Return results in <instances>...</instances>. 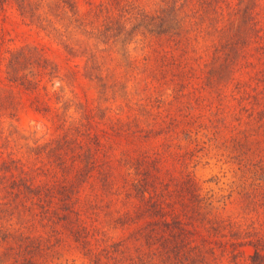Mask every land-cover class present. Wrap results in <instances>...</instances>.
I'll use <instances>...</instances> for the list:
<instances>
[{"label":"rangeland","instance_id":"rangeland-1","mask_svg":"<svg viewBox=\"0 0 264 264\" xmlns=\"http://www.w3.org/2000/svg\"><path fill=\"white\" fill-rule=\"evenodd\" d=\"M107 1L77 0V7L83 11L89 4ZM173 1L140 0V5L153 12ZM1 27L10 44L36 43L56 64V77L47 87L57 91L49 102L62 124L56 120L51 125L40 117L21 94L14 109L17 118H1L0 163L10 158H30L29 163H42L45 168L34 175L38 180L75 184L73 174L83 159L66 160L70 166L65 169L46 150L36 160L32 147L37 142L65 136L71 148L68 152H76L77 147H72L70 140L75 143L84 137L76 126L83 127L87 116L90 133L104 145L98 149V156L102 152L107 159L128 155L125 162L138 158L150 172L175 184L180 198L171 197L172 209L168 212L183 223L185 233L180 240L175 239L180 245L167 252L156 242L145 243L140 228L144 219L117 222L123 209L140 200L124 188L120 176L125 166H115L114 159L108 168L98 173L91 171L78 189L74 187L67 205L72 212L67 217L63 216L69 211L63 209V200H59L56 191L45 196L43 210L30 203L35 202L34 198L19 192L10 201L9 214L0 212V225L9 233L0 239V264H24L27 240H20V234L39 241L38 247L32 249V264H91L80 240L98 250L104 264H202L201 257L209 264L245 263L251 251L248 240L253 234H264V199L259 196L264 189V172L253 174L248 166L255 155H264V132L244 123L233 126L230 116L223 126L212 121L205 105L198 106L201 98L204 103L214 102L217 92L238 75L235 65L229 70L220 65L219 59L211 58L209 44L214 40L213 34L202 31V38L193 43V53L200 58L191 67L186 60V45L172 49L164 41H150L147 45L149 37L139 34L133 35L130 42L114 43L101 51L90 39L72 36L68 50L40 28L22 22L8 4L0 11ZM87 57L92 60L86 61ZM209 69L218 75L207 86L205 76ZM84 102L90 107L89 112L85 111ZM0 112L6 115L8 110L1 108ZM203 125L207 133L201 129ZM9 166L10 170L0 169V176H4L0 178V195H5L2 200L10 198L5 177L12 169L17 174L16 167ZM183 176L189 178V186L179 188ZM170 213L168 220L172 218ZM71 228L77 229L78 239ZM221 240L227 249L224 253L218 247ZM231 249L241 250L235 261Z\"/></svg>","mask_w":264,"mask_h":264},{"label":"trees","instance_id":"trees-1","mask_svg":"<svg viewBox=\"0 0 264 264\" xmlns=\"http://www.w3.org/2000/svg\"><path fill=\"white\" fill-rule=\"evenodd\" d=\"M162 1L167 2V0ZM179 1L175 3L174 0L150 12L140 5V0H108L104 4H89L83 11L78 9L77 0H0V11H4L7 4L11 5L22 22L40 28L68 50L71 49L68 42L72 36H83L86 40L90 39L97 51L109 48L114 43L130 42L136 34L149 37L147 45L164 41L168 46H172V49L179 44H184L183 48L186 45V60L191 67L197 65L198 58H200L193 53L195 51L192 48L193 43L197 42L198 38H202L200 36L202 31L209 35L213 34L214 40L209 44L211 58L219 59L220 65H224L229 70H232L235 65L238 75L237 77L232 76L230 79L233 81L230 85L223 86L222 90L217 92L214 102L207 100L204 103L201 98L198 106L205 105L214 118L211 117L212 121L219 122L223 126H226L225 118L230 116L233 126L244 123L264 132V0ZM9 41L10 38L6 36L4 28L1 27L0 109H7L8 112L6 115L0 112V123L1 118L5 116L11 121L12 118L14 120L17 118L14 109L20 103V95L25 94L28 105L39 113L40 117L55 125L59 116L50 106L49 99L51 95L56 97L57 91L47 86L51 85L53 78L56 77V64L49 60L43 47L36 43L10 44ZM183 48L180 49L183 50ZM87 60L92 59L87 57ZM90 62L92 64L93 61ZM1 66H3L2 72ZM208 72L205 76V84L210 86L211 81L218 74L211 69ZM12 92H15V95ZM83 107L86 112H89L90 107H87L86 102ZM211 118L206 119L211 120ZM58 123L62 124L60 121ZM89 124L90 120L86 116L85 122L82 123L84 128L76 126L84 136L75 143L72 142L74 140H70L72 147L74 145L77 147L76 152H68L71 148L65 136L40 144L37 142L32 147L36 160L40 159L41 153L46 150V153L55 157L56 164L64 166L65 169L70 166L66 160L72 161L74 157L83 159L82 165L73 174L72 181L75 184L68 185L57 179H53L50 184L38 180L34 175L45 168L42 163H29L30 158L16 157L10 158L9 161L3 160L0 163V169L10 170L9 165H13L16 167L14 169H17V174L14 175L12 169L5 177L6 192L10 194V198L2 200L5 195H0V212L9 214L10 201L18 197L19 192L23 196L25 193L26 198H34L35 202L30 200V203L43 210L46 206L45 196L54 190L58 193L59 200H63V209L69 211L63 216L67 217L72 212L67 205L70 192L75 191L74 187L78 189L91 175V171L101 172L104 167H109V163L112 165L115 159V166L119 164L125 166V172H122L120 176L124 188L127 189L129 195L132 193L140 200V203L136 202L137 204L135 203L133 207L123 209L116 217L117 222L122 224L126 221L135 222L144 219L140 228L145 243L156 242L159 248L167 252L175 250L180 245V242H176L175 239L179 237L180 240L185 230L178 217L168 210L172 209L171 197L179 199L178 192L180 191L176 189L175 184L169 181L170 179L165 180L156 172H150L146 164L140 163L141 160L138 158L125 162V158H129L128 155L107 159L105 152H102L98 156V149L104 145L100 143L101 140L90 133ZM212 127H216L215 124H212ZM201 129L206 131L204 125ZM195 133H197L196 130ZM198 136L200 137L199 134ZM65 142L66 147L63 146ZM248 166L253 174L257 171L264 172V155H255L249 161ZM2 177L4 176L1 175L0 178ZM183 178L179 183V188L189 186V178L186 176ZM262 183H264V178ZM261 190L263 192H259V196H263L264 199V189ZM168 213L172 217L170 220H168ZM68 222L71 226L72 223ZM5 229L6 227L0 225V239H5L9 235ZM75 231H77L76 228L72 229V233H76L78 239V233ZM19 239L27 240L24 246L26 253L23 257L24 264H32V249L37 248L39 242L37 237L20 234ZM80 243L84 248V255L91 264H104L98 250L86 245L85 240H80ZM247 243L250 244L251 251L247 254L244 264H264V234H253ZM218 247H220V252L224 253V250H227L222 240L219 241ZM229 251L232 261H235V256L241 254L240 249ZM199 261L202 264H209L202 257Z\"/></svg>","mask_w":264,"mask_h":264}]
</instances>
